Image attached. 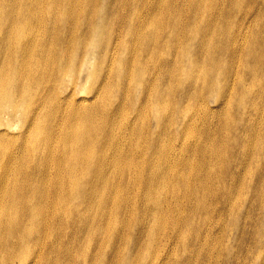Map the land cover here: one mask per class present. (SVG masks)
Segmentation results:
<instances>
[{
  "label": "rangeland",
  "instance_id": "1",
  "mask_svg": "<svg viewBox=\"0 0 264 264\" xmlns=\"http://www.w3.org/2000/svg\"><path fill=\"white\" fill-rule=\"evenodd\" d=\"M32 1L62 12L0 47V264H264V0Z\"/></svg>",
  "mask_w": 264,
  "mask_h": 264
},
{
  "label": "bare ground",
  "instance_id": "2",
  "mask_svg": "<svg viewBox=\"0 0 264 264\" xmlns=\"http://www.w3.org/2000/svg\"><path fill=\"white\" fill-rule=\"evenodd\" d=\"M41 8V3L32 0L15 3L8 9H4V6H0V20H2L4 23L3 26H0V31H5V36H9L8 39H0V47L5 46L7 44H18L21 41L19 36L22 30L25 31L27 35L38 36L39 32L32 31L31 33L30 29L33 27H42L45 16L47 14L52 15L59 14L62 12V9L58 8L56 4H54L48 10ZM16 19H21V22L14 23ZM31 21L36 22V24H31ZM30 43L31 40L25 38L22 40L21 45L22 47L28 49ZM1 80L2 79L0 78V81ZM1 95L5 96L6 100L14 99V92L12 90H9L6 92V94L3 93ZM93 98H96L95 94H93ZM13 113L14 109L10 114ZM6 114L8 115L7 112ZM81 134L82 132L73 133L72 131H69L67 135L64 136V140H68L75 143L80 142L82 141Z\"/></svg>",
  "mask_w": 264,
  "mask_h": 264
}]
</instances>
